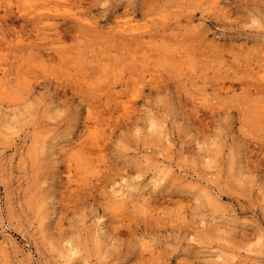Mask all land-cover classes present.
Returning <instances> with one entry per match:
<instances>
[{
  "label": "rangeland",
  "instance_id": "rangeland-1",
  "mask_svg": "<svg viewBox=\"0 0 264 264\" xmlns=\"http://www.w3.org/2000/svg\"><path fill=\"white\" fill-rule=\"evenodd\" d=\"M0 264H264V0H0Z\"/></svg>",
  "mask_w": 264,
  "mask_h": 264
}]
</instances>
